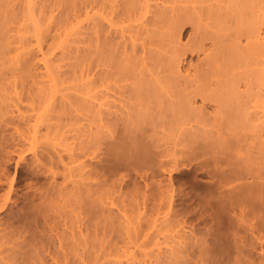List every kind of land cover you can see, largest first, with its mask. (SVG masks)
Here are the masks:
<instances>
[{
	"label": "bare ground",
	"instance_id": "6f19581e",
	"mask_svg": "<svg viewBox=\"0 0 264 264\" xmlns=\"http://www.w3.org/2000/svg\"><path fill=\"white\" fill-rule=\"evenodd\" d=\"M256 1L63 0L61 4L52 0L55 7L62 9L58 10V15L51 6L43 10L41 18L48 21L47 27L38 30L35 20L33 25L36 29L32 27L36 30L35 35L32 34L34 36L28 35L31 30H25L30 38L35 37L33 43V39L23 34L24 30L22 33L21 28H17L18 0H0V52L4 55L0 54V59H4L3 64L0 61V97L7 103L2 102L3 107H0V164L13 161L11 154L18 153L16 140H28L35 149L30 165L34 177L47 179V183L45 180L41 186H35L34 197L39 202L35 206L33 204L31 210L25 208L22 215L23 219L31 217L35 221L29 220L33 223L32 227L20 229L21 233L19 230L6 232L0 219V264H50L49 258L54 264H101L102 258H107L103 264H147L144 259L138 260L136 255L123 261L121 256L125 255L126 249H130L123 246L125 250L119 253L122 250L117 247L119 241L108 237H117L122 233L117 238L125 240V245L138 244L145 235L142 223L146 218L143 221L144 211L141 210L147 207L150 192L147 193L148 189L145 190L137 179L129 188L131 183L125 177L112 178L117 157L114 156L113 162L108 156L118 149V160L122 158L119 156L121 153L127 156L138 152L142 155L143 151L147 154V151L154 152L158 161L154 164L152 160L156 166L151 170L156 168L159 171L154 170L150 175L142 170L147 172L140 173L146 182L161 171L171 176L186 166L182 160L189 152L205 151L207 148L216 153L212 173L215 177L218 175V187L223 188L217 197L223 206L244 198L264 203V0ZM255 2L257 6H254ZM84 22L88 23L83 25ZM185 37H188L186 41ZM65 45L68 52L54 53L55 49ZM35 48L41 57L37 56ZM66 57L73 58V62L60 64ZM195 58L196 63L193 62ZM40 61L46 69L44 73L36 71ZM252 62L259 66L248 68ZM64 66L72 69H59ZM76 73L80 75L78 80L83 87L78 88L79 91L76 89L79 95L74 93L75 98L63 95L59 107L53 106L46 114L38 113L39 110L33 122L32 115H14L16 110L11 108L18 107L19 111V104L24 98L33 102L38 99L40 102L53 100V87L50 85L52 88H47L43 78L67 80L69 74L76 77ZM6 99L13 103H8ZM257 108L263 109V113ZM82 109L86 110L85 114ZM77 113L84 114L79 116L83 120L87 116L90 121L85 127L75 129L77 136L85 137L79 143L62 149L60 143L50 140L51 136L47 141L39 140L42 128L48 134L61 133L66 128L65 119L75 118L77 121L80 118ZM44 115L49 117L44 118ZM18 116L19 121L16 119ZM8 127H12V132L9 135L2 133ZM170 138L174 140L169 141L171 144L166 141ZM24 156L23 151L19 152L17 164L25 160ZM83 157L97 161L87 162ZM247 176L260 180L247 183ZM59 177H62V182L58 181ZM69 184H72L70 188ZM144 185L152 186L149 182ZM12 186L11 183L10 191ZM123 188H127L137 200L134 207L137 205L138 211L133 216L125 210L130 205H125L127 208L122 211L123 204L115 213L111 207L114 202L111 204L105 199L106 195L111 196L118 191L131 197ZM123 190L126 192L122 193ZM155 192L151 193L156 195ZM168 192L162 189L159 208L168 199H164L168 197ZM59 199L71 200L73 211L76 210L75 222L79 224V229L70 228V236L65 231H59L60 225H67L62 219L65 207L61 208ZM158 200L155 199V204L150 201L158 208ZM5 206L0 204V212ZM243 211L238 214L239 217L244 218ZM84 218H87L88 224L83 222ZM116 220L118 225H115ZM84 228L89 231L86 235L83 234ZM100 232L106 240L97 239L99 246L96 241H82L83 236L87 239L100 238ZM16 233L20 234L21 240H17ZM183 236H173V243H176L175 238L178 242L170 251V264H185L190 246L181 247ZM68 238L75 241L73 245L67 242ZM183 239H186L185 236ZM56 242L59 245L55 246ZM79 242H83L87 250L82 255L78 254L79 261L68 260V249L76 251L81 244ZM185 252H188L187 255Z\"/></svg>",
	"mask_w": 264,
	"mask_h": 264
},
{
	"label": "rangeland",
	"instance_id": "374dc122",
	"mask_svg": "<svg viewBox=\"0 0 264 264\" xmlns=\"http://www.w3.org/2000/svg\"><path fill=\"white\" fill-rule=\"evenodd\" d=\"M57 1L61 2V4H63L62 3L63 0H57ZM256 2L259 3L258 0ZM256 2H255L254 6H257ZM151 3L154 4L155 2L151 1ZM18 6H19L18 7V11H19L18 14L19 15L17 16V19H18V21H17L18 27L17 28H21V32H22V30H24L23 31L24 33L22 32L24 35L26 33L28 34V32H25L26 29H27V31L31 30L28 34L30 36L32 34L35 35V31H36L35 26L38 27V30H44L47 27L48 21H45L44 19L41 18L44 15L43 10L45 11L51 6L52 8L55 9L54 11L57 14H55L54 12L53 13L55 15H58V12L62 9V8H60V10H59V8L55 7L52 3V0H18ZM40 12L42 13V15ZM35 20H37V24L35 23L34 24L35 26H34L33 23ZM86 23H88V22H84L83 25H86ZM33 26L35 27L34 30L32 28ZM33 31H34V33H33ZM34 35H32V36H34ZM28 38H30V37L28 36ZM30 39H33V41H32L33 43L35 42V37L30 38ZM187 39H188V37H185L184 40L186 41ZM68 44H66V45H68ZM66 45L64 47H59V48L55 49L54 53L55 54L57 53V55H59L62 51H64L65 53L68 52L67 48H65ZM73 47H74V44H73ZM64 49H66V50H64ZM35 51L37 52V56L41 57V53L37 51V48H35ZM1 52H0V54L3 55ZM57 55L55 56V58L57 57ZM49 57H51V56H49ZM68 58L69 57H66L63 61L60 62V64L64 65V64H68L69 62H73L72 61L73 58L72 59L69 58L71 60H68ZM75 60L76 59H74V61ZM0 61H2V59H0ZM3 61H4V59H3ZM3 61L1 64L4 63ZM36 61L37 60H35L34 62H36ZM193 62L196 63L197 58H195L193 60ZM252 63H253L252 66L250 65L251 67L248 66V68L252 69L253 66H255V68H257L259 66V65H256L255 62H252ZM43 65L44 64L42 61L37 62V67H36L37 70L36 71L39 73H44V71L46 69ZM59 69L63 70V69H72V68L64 66V67L59 68ZM59 69H58V71H60ZM77 70H78V67H77ZM56 71H57V69H56ZM79 73H80V70H79ZM75 76L76 77L73 76L74 77L73 78L71 76V74H69V77H68L69 79H67V80L63 79L64 81L59 77L61 79L60 82H59V78L53 79V80H49L48 78H47L48 79L47 80L46 78H43V80L45 81L44 84L47 86V88L53 87L52 88L54 91L53 100H51L50 102H44V101L40 102L41 100L38 99V100L33 102L31 99L24 98V100L21 101L19 104V111L17 110L18 107L17 108L15 107L16 109L13 107L11 108L13 110H16V111H14L15 114L14 113L13 114L14 115H20L22 113V114H25L27 116L32 115V122H33L34 118L36 117L35 114H37V112L39 110L40 111L38 113L46 114L50 108H53V106L56 107V106L60 105V103H61L60 101H61L63 95L65 96V95L69 94L68 96H71V95L74 96L73 95L74 93H75V95L78 94L79 89H82L81 87H83V83L80 84L81 82L78 80L79 78L81 79L80 75L77 74ZM78 76H79V78H78ZM75 78H77V79H75ZM50 85L52 87H50ZM80 85H82V86H80ZM10 89H12V88H10ZM76 89H78L77 92H76ZM82 92L80 94H82ZM3 94L7 95L8 93L6 91L4 93V91H3ZM11 95H13V94L11 93ZM80 96H82V95H80ZM0 98H1L0 99L1 100L0 107H3L2 102H3V104L4 103L7 104V103L5 101H3L4 99H2V97H0ZM70 98L72 100L73 98H75V96L73 98L72 97H70ZM64 99H66V98H64ZM69 100L70 99H68V101ZM6 101H7V99H6ZM7 102L13 103V101H11L9 99ZM58 107L56 109H58ZM34 108H35V110H34ZM260 108H262V107H260ZM212 109L213 108H211V110ZM257 109H259V108H257ZM260 110L261 109H259V111ZM82 111L85 114L86 110L82 109ZM262 111H263V109L260 112L261 114L263 113ZM52 114H54V113H52ZM84 114H82V115H84ZM86 114H87V112H86ZM79 115H81V114H78L77 117H80ZM47 117H49V116H47ZM47 117L45 116L44 118H47ZM19 118H20V116L16 117L17 121H19ZM80 118H82V117H80ZM80 118H78L79 120L77 119V121L75 118L68 119V120L65 119L64 123H66V125H65L66 128L62 129L63 130V131H61L62 134L59 131V132H56V134H54L55 132H51V133H49L50 134L49 135L47 130L45 128H42L41 132H39V135H40L39 140H41V141L46 140L47 141V138L49 139V137L51 136L50 140H52V141L54 140L56 143H60V145H61L60 148L66 147V149H67L69 147L76 145L77 143L80 142V139L82 137H84V135H82V137L77 136L78 133L75 132V129L80 128V127H85V124L86 125L88 123L90 124V121L87 120V116L85 117L86 119H84V120L82 118L81 119L82 121L80 120ZM51 122H52V119H51ZM67 125L68 126L70 125V126L68 127ZM7 130H8V132H7ZM7 130L3 131L2 133L6 132V134L9 135V133H11L13 129H12V127H10V128L8 127ZM66 132H68V133H66ZM58 133H60L61 136ZM46 134H47V136H46ZM45 137H46V139H45ZM84 138H82V139H84ZM167 139H166L167 142H169L170 140L172 142L174 141L171 138L169 140H167ZM22 141H23L22 139L15 141L17 143L16 150L18 149L16 151V153L17 152L18 153H17V155H15V153L11 154L13 157V161L11 163H7V164H5V163L3 164V162L1 161L3 165L0 164V176L2 179V182L0 183V185H1L0 186V204H3V203L6 204L5 208L0 212V219L2 222L5 223V224L3 223L2 226L6 227V229L4 230L6 232L11 231V230L12 231H15V230L18 231L19 230L18 232H20V229L24 230L26 226H29V227L33 226V223L35 221L33 222L32 218L29 217V220L33 222V223H31L27 218L23 219L22 215L25 213L24 211L27 208H28V210L29 209L31 210L32 207L35 206V204H37V202H39V199L34 197L35 196V188L38 187V185L45 183V180L47 183L46 178H41L40 180H38L36 177H34V174L32 172L33 167L30 165H32V162H33L32 159H33V154H34L35 149L32 147L30 141H28V140L27 141L24 140L23 142ZM169 143L171 144V142H169ZM18 144H20V145H18ZM31 147L33 149L32 151H31ZM38 150H40V148ZM41 150H42V148H41ZM21 151L24 152V155H25L24 157H26V158H25V160H21L20 161L21 163L17 164L19 152H21ZM115 151H117V152L111 153V156H108V157H110L111 160H113V162L115 161V158L117 157V159H116L117 163L115 164L116 169H114L112 171V172H114L112 178L113 179H120V177H123V179H124V177H125V180L129 181L131 183L129 188H131L133 186L132 184H134V181H136V179H137V182H139L140 185L142 184V186L145 187V190L148 189L147 193H148V191H150L148 194L149 198L147 197V203H148L147 207L142 208V210H141V211H144L143 214H146V215L142 214V216H144L143 221L145 218L147 219V220L145 219L146 223L144 221L145 225H144V223H142L143 224L142 229L144 227L143 231L145 230L144 231L145 235L142 236V239L141 238L139 239L140 241H138V244L136 246H135V243H130V245L129 244L125 245V243H126L125 240H123V241H125V242H123L122 238H117V237H120L119 235H121L122 233L118 234L117 237L113 236V235L108 236L109 238L115 237L119 241L120 244H118L117 247H121V249H122V250H120L118 248L120 250L119 253H121L123 250H125L124 249L125 246H127L126 248L130 249V250L126 249V251L124 252L125 255H123V257L121 256V259L123 261H126L127 259L136 255V257H138V260L144 259L147 264H150L151 262H153L151 264H155V263L156 264H170V261H171L170 251H172L173 245L175 246L177 244V242H178L177 238L179 237V234H182L185 236L186 239H183L184 236L181 237L182 238V241H181L182 246L181 247L184 248L185 247L184 245H186L188 247L190 246L187 249L189 253L185 252L186 255H187V253L189 255L186 256L184 254L187 257V259H185V257H184V259L186 260V261L184 260L185 264L187 263V260H188L187 264H264V217H263L264 216V207H262V206H264L263 205L264 203H263V201H260L258 199L256 200L254 198L252 200H251V198H244V199H242V200H240L234 204L229 203L228 205L223 206L221 204V202L218 201V198H219L218 195H220L219 192L223 188H222V186L218 187L219 181L216 180V177L218 179V175H216V177H215V176H213V173H212L215 170L214 169L215 165H214V161H213V156L216 155L215 152L213 153L212 150L210 151L207 148L205 149V151H204V149H202V150L198 149L195 152H189L186 156L183 157V160H182V162L185 163L186 166L181 168L178 172L173 173L170 176L166 172L165 173L163 172L164 174L161 173L162 172L161 171V172H159L161 174V177L159 176L160 174L158 172H156L159 175L154 173L157 176H155L153 179L148 178V180H146V182H145L143 180V178L140 177V173L142 174V173L148 172V174L151 175V172H153L154 170L159 171L156 168H154V170H151L153 167L156 166L154 164L158 161V158H156L157 156L154 157V154H153L154 152L151 154V151H147L148 154L150 153V155H148L147 153H144V151H143L142 155L138 152V153H133V154L127 155V156H124L122 153L121 154L119 153L120 154L119 156H121L123 159L120 157L121 159L118 160L119 159L118 158V152H120V150L118 149ZM115 151H113V152H115ZM114 156H115V158H114ZM3 157H4V155H3ZM147 157H149V158H147ZM83 158L87 162L88 161L89 162H91V161L96 162L97 161V159H94V158L91 159L90 157H83ZM83 158H81V159L83 160ZM132 158H133V161H132ZM210 159H211V161H210ZM152 160L154 161V164H153ZM205 160H207V161H205ZM28 163H29V166H28ZM120 163H123V165L121 164L123 168L121 167ZM5 165H7V166H5ZM142 170L147 171V172H144ZM211 173H212V176H211L212 178L210 177ZM137 175H139V176H137ZM130 180L131 181L133 180V182H131ZM150 180H152V182H151L152 184H150ZM153 180H154V182H153ZM259 180H260V178L254 179L253 177H248L245 179V181L247 183L252 182V181L257 182ZM58 181L62 182L63 181L62 177H59ZM41 182H43V183H41ZM148 182H149V185H152V186H150L151 188L149 186H147L148 187L147 188L144 185V183L148 184ZM155 182L157 183V185ZM2 183H3V185H2ZM11 183L13 184V186H12V190L10 191L9 186ZM70 185L72 186V184L68 185L69 188L71 187ZM155 185L157 187H155ZM213 185L216 187H214ZM153 186L155 189L153 188ZM171 186H173V187H171ZM158 187H160V188H158ZM166 187L169 189L171 188V189L167 190ZM31 188H32V190H31ZM161 188L164 190V192L169 191L168 193H169L170 197L168 194H167L168 197H166L167 195H166V193H164L166 195V196L164 195V197H166L164 199L166 200L168 198L166 201H169L170 199L171 200L169 201L170 204H169V202H166V201H164V203L162 202V205L160 204L161 206L159 208V204H158L159 200L158 199H160V202H161V198H160L162 195L161 194V192H162ZM123 189H125L128 192L127 188H123ZM125 190H123L122 193H125L126 192ZM152 190L154 192L157 190V192H155L156 195H153L154 193L153 194L151 193V192H153ZM158 191H160L159 192L160 196L157 195ZM119 192L120 191L116 192L117 194L111 193L112 197L110 196V194L106 195L105 196L106 201H108L111 204L113 202L115 203V205L113 203V205L111 206L112 210L115 213H118L120 207L124 204L122 211L124 210V208L129 207L125 210H127L128 214L133 216L134 213H136L138 211V209L136 208L137 205L134 207L135 203L137 204V200L135 199V196H133V194L130 195L131 193L128 192L129 195L131 196V197L128 196L129 197L128 198L127 196L121 195ZM128 193H126V195H128ZM149 195L151 196V198ZM122 196L125 197L126 199L125 198L123 199ZM154 197L156 200H158V201H156V204H158V208L160 210L157 207L152 205V202H153V204H155L154 203L155 202ZM134 199H135V201H134ZM149 199L152 200V202ZM59 200L60 201H58V204L61 206V208L63 206L65 207V208H63L64 210L62 211V213H64V218H62V219L66 220V222H67V225H65V226L60 225L59 226V231H65V232H67L68 236H70V233L72 232L71 229L73 227L76 229V231L79 229L78 228L79 224L77 222H75V221H77L76 217H75V211L76 210L74 209V211H73L74 207L71 205V204H73L71 200H69V199L66 201L61 200V199H59ZM123 200L126 202H123ZM131 200L133 202H131ZM70 201H71V203H70ZM64 202H65L66 206L64 205ZM149 202H150V204H149ZM120 203H122V204L120 205ZM127 203H130V204H127ZM167 203L169 206L166 205ZM28 205L31 208H29ZM59 205H58V207H59ZM125 205L126 206L130 205V206L125 207ZM151 205H152V207L157 208L156 211L154 210L155 208L150 207ZM132 207L134 208V210ZM252 207H255V208H252ZM242 210H245V211H243V213H244L243 217L244 218H242V216H240L241 218L238 216V214L241 213ZM122 211H120V212H122ZM174 211H175V213H174ZM238 211H240V212H238ZM251 211H252V213H250ZM160 212H162V213H160ZM149 215H151L152 217ZM86 219L84 218L83 222L86 221ZM241 219L242 220L244 219V220L242 221ZM57 220H58V218H57ZM118 222L119 221L116 220L115 225H118L119 224ZM88 223L89 222L86 221V224H88ZM72 225H74V226H72ZM23 226H24V228H23ZM68 226H69V228H68ZM84 226L85 225H82V227H84ZM29 227H26V230ZM93 229H94V226L91 227V230H93ZM170 229L174 230V232ZM37 230H39V229H37ZM123 231H125V230H123ZM83 232H84L83 234L86 235V234H88L89 231H87L86 228H84ZM16 235L17 236H15V237L18 238L17 240L22 239V238H19L20 234L16 233ZM99 235L101 237L102 236L103 237L101 238L100 236L97 235V237H100V238L94 237V239H95L94 240L93 237H89L87 239L83 236L84 239H82V241H84V243H85V241L90 240L89 243L90 242L92 243V241L99 242L101 239L106 240L103 232H100ZM173 236L177 237V238H175V240H176V243L174 242L175 244L173 243V240H174ZM108 237H107V241L109 240ZM115 238H114V240L116 242H118ZM181 238H180V240H181ZM183 240L185 241V243H183L184 242ZM115 241H114V243H116ZM67 242L70 244L72 243L71 245H73V242H75V241L72 238H68ZM96 242H94V243H96ZM34 243H36V241ZM79 243H81L82 245L80 244L78 247H76V251H75V249L73 250V248L68 249V251L70 252V255L67 258L68 260L69 259H73V260L75 259V261L78 260V258H79L78 254L81 253V255H82L83 251L87 250L86 249L87 246L85 248L83 242H79ZM99 244H100V242L98 243L97 246H99ZM141 244L143 247L141 246ZM57 245H59L58 242H56L55 246H57ZM76 246H77V244H76ZM123 246H124V248H123ZM77 248H78V250H77ZM144 248H145V250H144ZM145 251H147L146 253L149 256L148 255L146 256ZM124 253H122V254H124ZM168 258H170V259H168ZM102 259H101V261H103V262H99L101 264H103L107 258H105L103 260ZM50 260L51 259L49 258L48 263L54 264L53 260H51V261Z\"/></svg>",
	"mask_w": 264,
	"mask_h": 264
}]
</instances>
